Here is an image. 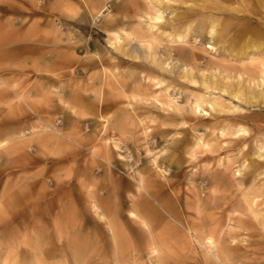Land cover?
<instances>
[{"label":"rangeland","instance_id":"obj_1","mask_svg":"<svg viewBox=\"0 0 264 264\" xmlns=\"http://www.w3.org/2000/svg\"><path fill=\"white\" fill-rule=\"evenodd\" d=\"M262 17L0 0V264H264Z\"/></svg>","mask_w":264,"mask_h":264},{"label":"bare ground","instance_id":"obj_2","mask_svg":"<svg viewBox=\"0 0 264 264\" xmlns=\"http://www.w3.org/2000/svg\"><path fill=\"white\" fill-rule=\"evenodd\" d=\"M240 1V0H239ZM258 4H261V5H264V0H255ZM170 2V1H169ZM183 2V1H182ZM181 2V3H182ZM229 2V1H228ZM238 2V1H237ZM225 3V2H224ZM235 3V2H234ZM197 4V3H196ZM229 4H231L232 6H228V3H227V7L228 8H230L231 10H234V11H236V12H240V11H242L241 9H243L244 8V6H243V8L241 7V4H240V6H238L237 4H236V7H234V4H232V3H230L229 2ZM167 6H169V5H167ZM202 7L203 6H205V4H203V5H201ZM224 6H226V5H221L220 3L219 4H216V7H219V8H224ZM171 7V6H170ZM193 8V7H192ZM195 9H197V8H195ZM190 10V9H189ZM192 11V10H191ZM245 11V10H244ZM153 12H154V9H153ZM175 12H177V11H175ZM180 13V12H179ZM178 13V14H179ZM149 14V13H148ZM176 14V13H175ZM249 14V13H248ZM246 15V14H245ZM176 16V15H175ZM247 16V15H246ZM230 17V16H229ZM249 17H250V15H249ZM253 17V16H252ZM248 18V17H247ZM263 18V20H261L262 22H260L259 21V19H255V22H256V24L254 25V26H251L250 24H245L240 30H237L236 32H235V35H239V36H242V35H245L246 33H248V34H250V35H254V36H260V37H262V38H264V17H262ZM150 20L152 21V22H154V23H160V22H163V21H165L166 20V18L164 17V14H163V11H161V10H159V9H156V11L154 12V14H153V16L150 18ZM178 20V19H177ZM239 22V21H238ZM172 23V22H171ZM236 24V23H235ZM234 24V25H235ZM170 26V25H169ZM234 27V26H233ZM176 28V27H175ZM239 29V28H238ZM216 30V29H215ZM212 32H214V29L212 30ZM225 33V32H224ZM228 33H229V31H228ZM227 33V34H228ZM178 36V35H177ZM178 38V37H177ZM236 38V37H235ZM237 38H238V36H237ZM229 39V38H228ZM237 40H239V39H237ZM233 41H234V39H233ZM232 41V42H233ZM230 42V41H229ZM235 42H237V41H235ZM208 47H210V46H208ZM211 48V47H210ZM231 48V47H230ZM233 50V49H232ZM260 50V49H259ZM258 50V51H259ZM253 51V50H252ZM257 51V52H258ZM246 53V52H245ZM260 53V52H259ZM234 95H236V93H234ZM210 102H212L211 100H209L208 101V105H211V104H209ZM264 153V152H263ZM260 155V154H259ZM264 154H261L260 156H263ZM259 156V157H260ZM209 241L211 242L212 240H210L209 239ZM213 242V241H212ZM210 244V243H209ZM212 244V243H211ZM118 262V261H117Z\"/></svg>","mask_w":264,"mask_h":264},{"label":"crops","instance_id":"obj_3","mask_svg":"<svg viewBox=\"0 0 264 264\" xmlns=\"http://www.w3.org/2000/svg\"><path fill=\"white\" fill-rule=\"evenodd\" d=\"M160 185H162L160 182H159V186ZM164 185H166L164 182H163V186ZM140 187H142V185H140ZM110 190V189H109ZM116 190V187L115 186H113V185H111V191H115ZM117 191V190H116ZM116 193V192H115ZM135 193H137L136 192V189H135ZM117 194H118V191H117ZM135 196H136V194H135ZM161 196H162V194H160V192H158V191H155V192H153V202H158L159 200L161 201ZM138 197V196H137ZM159 201V202H160ZM139 203V202H138ZM137 207V206H136ZM143 207H141V209H142Z\"/></svg>","mask_w":264,"mask_h":264}]
</instances>
